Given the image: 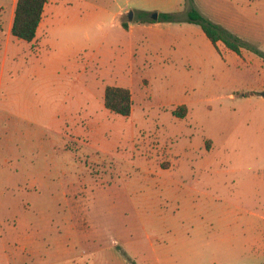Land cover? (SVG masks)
Masks as SVG:
<instances>
[{
	"label": "rangeland",
	"instance_id": "1",
	"mask_svg": "<svg viewBox=\"0 0 264 264\" xmlns=\"http://www.w3.org/2000/svg\"><path fill=\"white\" fill-rule=\"evenodd\" d=\"M13 2L0 264H264V0H60L33 42L9 31ZM193 8L242 53L216 48ZM155 12L180 20L138 21ZM109 85L131 89L129 117L105 106Z\"/></svg>",
	"mask_w": 264,
	"mask_h": 264
},
{
	"label": "trees",
	"instance_id": "2",
	"mask_svg": "<svg viewBox=\"0 0 264 264\" xmlns=\"http://www.w3.org/2000/svg\"><path fill=\"white\" fill-rule=\"evenodd\" d=\"M48 0H17L12 34L20 39L32 42L37 35L38 28L42 21L45 5ZM140 14H149L147 11H140ZM180 18L176 13L163 12L158 14V20L140 19L141 22H178ZM187 21L197 23L201 26L212 44L218 48V43L223 42L225 46L238 54L242 53L244 43L239 37L225 30L221 25L214 23L196 8H193L187 17ZM123 27L129 29V22L124 21ZM105 106L122 116L129 117L133 110L132 91L123 86H107L105 90ZM188 112L186 105H181L176 114L185 116Z\"/></svg>",
	"mask_w": 264,
	"mask_h": 264
},
{
	"label": "crops",
	"instance_id": "3",
	"mask_svg": "<svg viewBox=\"0 0 264 264\" xmlns=\"http://www.w3.org/2000/svg\"><path fill=\"white\" fill-rule=\"evenodd\" d=\"M0 1H1V2H4V1H6V0H0ZM59 3H60V0H48V2L46 3V5H45V9H44V13H43V17H42V21H41L40 26H39V28H38L36 38H37V36H38V34H39V30H40V28H41V25H42V22H43V19H44V16H45V11H46V9H47V5L50 6V9H51L50 13H51V15H52V14L54 13V11H55V8L57 7V5H58ZM16 4H17V0H14V2H13L12 20H11V22H10V26H9V31L11 32V34H12V26H13V21H14V15H15ZM141 11H147V12H150V11L147 10V9H143V10H141ZM124 12H125L124 9H119V10L116 11L115 16H122V15L124 14ZM139 22H141V21H139ZM50 23H51V20H50ZM143 23H148V22H143ZM133 27H134V21H133V22H129V29H127V30L133 29ZM12 35H13V34H12ZM13 36H14V35H13ZM36 38H35V39H36ZM35 39H34V40H35ZM34 40H33V41H34ZM33 41H32V42H33ZM219 43H223V42H219ZM153 247H155V249H156V246L153 245ZM168 248H169V247H168ZM157 250H158V249H157ZM162 256L167 257V256H168L167 252L165 251V255H164V254H159V255L157 256V258L160 260ZM178 256H179L178 252H177V256H175L174 253H173V255L168 256L167 259H171V260H173V261L176 260V262H177V264H178V261H177ZM167 259H166V260H167Z\"/></svg>",
	"mask_w": 264,
	"mask_h": 264
},
{
	"label": "water",
	"instance_id": "4",
	"mask_svg": "<svg viewBox=\"0 0 264 264\" xmlns=\"http://www.w3.org/2000/svg\"><path fill=\"white\" fill-rule=\"evenodd\" d=\"M133 14H134L133 11H131L130 14H129V17L132 18L133 17ZM152 18L154 20H158V13L157 12L153 13L152 14ZM263 95H264V93H263Z\"/></svg>",
	"mask_w": 264,
	"mask_h": 264
}]
</instances>
